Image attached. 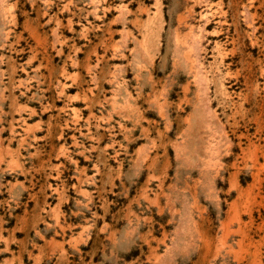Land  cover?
Returning a JSON list of instances; mask_svg holds the SVG:
<instances>
[{"label": "rangeland", "instance_id": "1", "mask_svg": "<svg viewBox=\"0 0 264 264\" xmlns=\"http://www.w3.org/2000/svg\"><path fill=\"white\" fill-rule=\"evenodd\" d=\"M0 264H264V0H0Z\"/></svg>", "mask_w": 264, "mask_h": 264}]
</instances>
